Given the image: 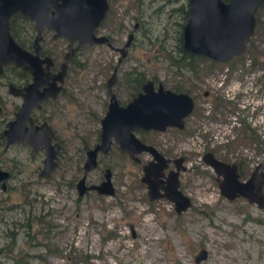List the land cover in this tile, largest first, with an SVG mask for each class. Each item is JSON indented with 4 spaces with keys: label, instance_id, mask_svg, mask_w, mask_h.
Masks as SVG:
<instances>
[{
    "label": "rangeland",
    "instance_id": "1",
    "mask_svg": "<svg viewBox=\"0 0 264 264\" xmlns=\"http://www.w3.org/2000/svg\"><path fill=\"white\" fill-rule=\"evenodd\" d=\"M187 7L188 0H109L108 33L117 35L119 45L129 33L134 41L121 59L117 47L91 44L69 61L62 93L43 111L60 145L48 176H40L44 150L6 144L0 120V169L7 172L0 187V264H264V208L220 195L213 169L202 159L216 149L227 160H243L241 178L258 162L264 165V113L246 109L256 101L264 106V86L257 85L256 94L254 81L264 77V0L254 12L245 53L230 64L199 58L195 73L180 60ZM59 50L64 53L62 45ZM115 68L112 92L121 102L135 92L131 81L137 72L195 99L183 129L142 133L166 155L185 157L179 177V189L191 200L185 211L176 213L163 197L149 201L140 181L141 165L149 159L145 153L134 163L113 142L98 154L96 167L84 171L86 151L99 140L109 99L106 81ZM1 93L13 99L6 87ZM3 101L10 117L11 106ZM221 120L228 122L224 130L216 126ZM106 168L112 195L78 194V179L84 175L86 185L100 183ZM201 250L207 254L195 262Z\"/></svg>",
    "mask_w": 264,
    "mask_h": 264
},
{
    "label": "water",
    "instance_id": "2",
    "mask_svg": "<svg viewBox=\"0 0 264 264\" xmlns=\"http://www.w3.org/2000/svg\"><path fill=\"white\" fill-rule=\"evenodd\" d=\"M15 0H0V70L2 65L10 63L22 68L32 75L33 81L25 88L23 102L15 112L14 118L7 121L1 132L6 144L23 143L30 147L33 153L43 149L44 159L40 171L41 177L48 176L57 165L60 145L55 141V135L49 124L42 122L35 124L31 118V110L38 103L48 97L54 98L60 90L57 81L62 82L67 64L73 54L72 42L77 41L75 49L86 44H104L106 36L96 35L99 26L107 12L108 0H24L20 11L27 13L37 23L38 31L42 27L55 32V36H63L69 41L70 47L64 56L60 70L56 73L48 88L41 92L37 86L43 84L41 68L36 56L25 52L10 39L7 33L8 16ZM261 0H188L186 21L182 29V48L194 55L211 60L227 62L232 58L243 55L253 36L255 28L254 12ZM34 3L33 6H30ZM51 3L52 11L47 12L41 6ZM26 14V15H27ZM27 15V16H28ZM132 34L117 51L120 58L126 55ZM47 67L49 58H45ZM116 79V68L106 81V91L109 94L107 109L100 119L99 140L86 151L83 165L84 171H89L97 165V156L106 153L112 143L117 144L119 151L135 162H140L139 155L148 153L152 160L142 165L140 180L146 184L149 200L166 198L174 205L176 213L185 211L191 206L190 198L179 189L178 171L183 161L180 157L176 161L177 170L169 172L167 185L163 192L158 190L157 181L163 175L167 166V159L151 144L143 142L136 132L141 130L165 131L168 127L184 128L185 118L194 109L193 96L185 91L175 92L159 82L154 86L152 80H146L141 90L125 104H120L112 87ZM11 88V86H10ZM12 90V88H11ZM4 119L0 105V120ZM203 161L222 179L219 180V193L228 200L243 197L248 203L264 208V171L262 163H258L246 179H241L235 163H226L215 158L211 151L203 154ZM7 172L0 169V187L5 188L3 180ZM83 175L78 183V194L82 195L87 189L95 190L99 194L112 195L114 188L111 183V171L104 170L103 180L97 184L86 186ZM201 250L195 262L206 256Z\"/></svg>",
    "mask_w": 264,
    "mask_h": 264
},
{
    "label": "flooded vegetation",
    "instance_id": "3",
    "mask_svg": "<svg viewBox=\"0 0 264 264\" xmlns=\"http://www.w3.org/2000/svg\"><path fill=\"white\" fill-rule=\"evenodd\" d=\"M24 3H26V0H24L23 4ZM33 5H34V3H31L30 6H33ZM17 6H18V1L15 0L13 2V5H12V8L14 7L15 10H13V12H11L10 15L8 16L7 33L9 35L10 39H12V41L18 46V48H20L21 50H24L25 52H29V53L35 55L36 58H37V60L39 61V64H40L39 66L41 68V74H42L41 79L43 80V84L37 86V91L38 92H41L44 88H48L51 84L54 83L53 80H52V78H53V76L56 73L59 72L60 66H61V64H62V62L64 60L65 54L69 50L70 44H69V41L67 39H65L63 36H59V37L58 36H55L54 35L55 32L53 30L47 29L46 27H42V29L40 31H38V26H37V23L34 21V19L32 17H30L27 13L24 14V13H22L20 11V9L22 7L21 4L19 5V7H17ZM41 7L45 11H47V12H50V11L53 10L51 3H48L45 6L42 5ZM108 9H109V0H108V8H107V11H108ZM105 17H106V14L103 17V19L100 21L99 26L95 29V34L96 35H104V36H106L107 41L104 44L107 47L108 46H111V47L120 48L121 46L124 45V43L127 40L128 35L130 33L127 35L126 40H125V42L122 45L117 44V42H119V40L116 38L117 35L114 34V33H110V32L108 33V30H107L106 26L104 25V18ZM137 25H138V23H136L134 25V27L136 28ZM133 41L134 40H133V34H132V37L130 39V43L128 45V48H129L130 44H132ZM76 44H77V41H74L71 44V47L73 48V54H72L71 58L69 59V61L82 48V46H81L79 49L76 50L75 49ZM61 45L63 46L64 53L63 52L61 53L62 50H59L60 47H61ZM86 45H91V44H86ZM45 58H49L50 64L48 65V67L46 66L47 65V61L45 60ZM69 61H68V63H69ZM214 61H216V60H214ZM215 63H226V64H230V63H232V61L231 60H228V62L216 61ZM256 64H257L256 61H252L251 62V65H256ZM249 73L250 74H253V71H250ZM64 77H65V75H64ZM64 77H63V80H64ZM247 77L245 78L246 80H247ZM263 78L264 77H259L258 76L257 81L254 80L255 83H256V85H255V92H256V94H257L258 89L259 88H262V85L264 86V84H263V82H264L263 81ZM63 80H62V82H59V81L56 82V84L60 86V90L57 92V95L54 98L48 97L46 100H44L42 102H39L38 103V105H39L38 107L35 106L31 110L30 115H31V118H32V120H33V122L35 124H40L42 122H46L47 124L50 125V123L48 122V120H49L48 118L49 117H46L44 115V112H43L44 111V106L46 104H48V103L56 100V98L60 95V93H62V91H63ZM146 80H148V79H146ZM146 80H144V82ZM150 80H152V79H150ZM216 80L219 83L218 85L220 86L221 83H222L221 80H220V78L219 77L217 79L215 78V82H216ZM32 81H33V77H32L31 74H29L27 72H24V70L22 68L16 66L13 63H10V64H7V65H2L1 66V70H0V83H1L0 84V105L2 107L3 115H4V120H3L4 121V126H5V123L7 121H9V120H11V119L14 118L15 112L19 109L21 103L23 102V98L22 97L25 94L24 88L28 84H30ZM152 81L154 83V86H157V84L159 83V82H155L154 80H152ZM144 82H142L139 85L138 89L131 95L130 99L137 92H139L141 90V86H142V84ZM257 85H259V88L257 87ZM10 86H11L12 90H11ZM4 87H6V90H7L8 95H10L11 97H13L12 100L11 99L8 100L5 96L2 95L1 89H3ZM169 89H171V90H173L175 92L184 91V90H181V89H178V88L177 89L169 88ZM185 92H187V91H185ZM261 92L258 93L260 96H261ZM222 94H223V90L219 89V94H217L218 97H215L214 98L215 99V102L217 103V105H216L217 108L220 107V105H218V104L221 101L220 96H222ZM203 95L204 96H208L209 95V92L208 91H204L203 92ZM245 96H243V97H245ZM5 99L10 104V106H11L10 109H12L11 116L10 117H8V116L5 115V112L7 110V107L5 106L4 101H3ZM130 99H128V100H130ZM193 99H194V97H193ZM13 100H15V101H13ZM127 101H124V102L119 101V103L120 104H125ZM194 103H195V99H194ZM240 105H241V108L245 107L244 104L237 103V106L238 107ZM246 109L248 111H250L251 109H253L254 111L257 110L260 113H264V111H263L264 110V106L262 104H260L258 101H256L254 103V107L250 106V104L248 103L246 105ZM217 115H219V113H217ZM184 123H185V120H184ZM227 125H228V122L227 121L222 122V120H221V121H217V125L216 126H217L218 129L224 130L225 127H227ZM170 128L171 129L181 130V129L177 128V127H168L167 129H170ZM146 132H152V133H154V132H156V130H141V131L136 132V135L138 136V138H140L139 137V135H140L142 137L140 139L143 142L153 145L152 143L147 142L145 140V138H143L142 133H146ZM159 132H164V131H159ZM54 135H55V132H54ZM55 139H56V135H55ZM15 143H17V142H15ZM21 144H23V143H21ZM153 146L165 157V159L168 160L167 161L166 168L163 169V175L162 176H159L158 177V180L159 181H157V184H158V187H159L158 190L160 192H163V188L167 185V177L169 175V172L176 171L177 170V168H176L177 167L176 161L180 157H183V161H181L179 163V167L183 165L184 166V169H185V165H184V163H185V157L183 155L174 156V157H171V155L168 156L165 153H163L161 150H159L155 145H153ZM214 151L215 152H212V151L211 152L213 153V155L215 156V158H217L220 161L226 162V163H235L237 165V171L240 174V178L243 176L242 173L244 171L245 161L240 160V159H237V160H234L233 159V160H231L230 158H229V160H227V159L224 158L225 157L224 155L218 154V151L216 149ZM144 153L149 156V159L148 160H152L153 159L151 155H149L146 152H144ZM122 155H125V154H122ZM140 155H139V158H140ZM125 156H127V155H125ZM129 159H131V158H129ZM202 159H203V156H202ZM132 161L134 163H137V164H140L141 163V159H140V162H135L134 160H132ZM262 164H263V162H262ZM142 165H141V170H142ZM255 166H254V168H255ZM184 169H180L178 171V174H177L178 182H180V179H179L180 172L183 171ZM252 170H251V172H252ZM250 173L248 172V175H250ZM214 174H215V180H216V182H217V184L219 186V180L222 179V176L221 175L218 176L215 172H214ZM246 178H241V179L243 180V179H246ZM78 181H79V179H78ZM78 181L76 182V189H77V191H78V188H77ZM84 184H85V180H84ZM86 186H89V185H86ZM145 186H146V184H145ZM146 189H147V187H146ZM88 190H91V189H88ZM93 191H95V190H93ZM263 192H264V188H263ZM147 198H148V195H147ZM149 201H152V200H149Z\"/></svg>",
    "mask_w": 264,
    "mask_h": 264
},
{
    "label": "trees",
    "instance_id": "4",
    "mask_svg": "<svg viewBox=\"0 0 264 264\" xmlns=\"http://www.w3.org/2000/svg\"><path fill=\"white\" fill-rule=\"evenodd\" d=\"M179 49H180V53H181L180 60L182 61L184 66L190 68V70L195 73L196 69H197L196 60L199 58H205V57H201V56L190 54V53L186 52L182 48V45L180 46ZM211 61H212V63L216 62L214 60H211ZM132 74H133V72H132ZM144 80H145V78L142 76V73H140V72H137V73H135V75H133L131 82L133 83L134 91H136L138 89L139 85L142 82H144Z\"/></svg>",
    "mask_w": 264,
    "mask_h": 264
}]
</instances>
